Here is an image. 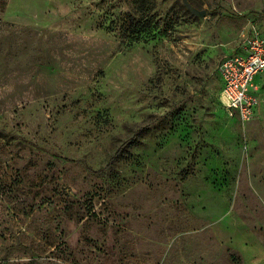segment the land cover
Returning a JSON list of instances; mask_svg holds the SVG:
<instances>
[{
  "label": "rangeland",
  "instance_id": "1",
  "mask_svg": "<svg viewBox=\"0 0 264 264\" xmlns=\"http://www.w3.org/2000/svg\"><path fill=\"white\" fill-rule=\"evenodd\" d=\"M190 1L0 0V264H264V0Z\"/></svg>",
  "mask_w": 264,
  "mask_h": 264
},
{
  "label": "built area",
  "instance_id": "2",
  "mask_svg": "<svg viewBox=\"0 0 264 264\" xmlns=\"http://www.w3.org/2000/svg\"><path fill=\"white\" fill-rule=\"evenodd\" d=\"M243 53L226 56L219 67L220 101L233 117L251 119L259 105L256 76L264 72V32L254 31L242 43Z\"/></svg>",
  "mask_w": 264,
  "mask_h": 264
},
{
  "label": "trees",
  "instance_id": "3",
  "mask_svg": "<svg viewBox=\"0 0 264 264\" xmlns=\"http://www.w3.org/2000/svg\"><path fill=\"white\" fill-rule=\"evenodd\" d=\"M128 21H129V23L131 24V25H134L133 23H135L136 22V18L132 15V14H129L128 15ZM154 18V16H151V15H147V18L145 19V21H144V23L142 24V26H140L139 28V30L142 32V31H146V30H148V29H150V28H152L153 27V23H155V21H152L151 19H153ZM139 20H137V22H138ZM155 25H156V23H155ZM222 104V103H221Z\"/></svg>",
  "mask_w": 264,
  "mask_h": 264
},
{
  "label": "water",
  "instance_id": "4",
  "mask_svg": "<svg viewBox=\"0 0 264 264\" xmlns=\"http://www.w3.org/2000/svg\"><path fill=\"white\" fill-rule=\"evenodd\" d=\"M184 5L191 10L194 14L198 16H205L207 15V9H201L195 6L190 0H182Z\"/></svg>",
  "mask_w": 264,
  "mask_h": 264
},
{
  "label": "crops",
  "instance_id": "5",
  "mask_svg": "<svg viewBox=\"0 0 264 264\" xmlns=\"http://www.w3.org/2000/svg\"><path fill=\"white\" fill-rule=\"evenodd\" d=\"M245 39V38H244ZM244 39L233 49V51H231L228 55H231V54H233V53H243L244 52V50H243V48H242V43H243V41H244ZM228 55H226V56H228ZM225 56V57H226ZM224 59V58H223ZM264 80V72H261V73H259L257 76H256V84L258 85L259 84V81L260 80ZM257 90V89H256ZM257 93V92H256ZM257 109H258V107H257ZM257 109H256V111H257Z\"/></svg>",
  "mask_w": 264,
  "mask_h": 264
}]
</instances>
